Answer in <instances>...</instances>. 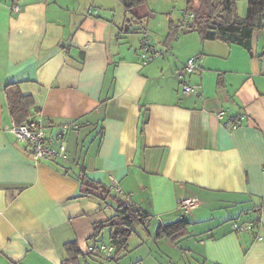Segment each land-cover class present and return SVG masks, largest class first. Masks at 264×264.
Here are the masks:
<instances>
[{
  "label": "crops",
  "instance_id": "0c3cea01",
  "mask_svg": "<svg viewBox=\"0 0 264 264\" xmlns=\"http://www.w3.org/2000/svg\"><path fill=\"white\" fill-rule=\"evenodd\" d=\"M123 25L117 0H0V264H62L71 241L79 264H264V28L251 53L192 30L165 46V17L149 38L164 52L142 64L140 41L133 52L122 45ZM194 54L201 64L183 81L200 91L181 93L177 73ZM8 83L32 97V118L75 124L66 161H33L14 139ZM81 161L87 177L152 215L117 261L89 244L114 209L77 196ZM192 195L199 204L179 210ZM183 213L186 236L155 238ZM257 219L252 231L231 230Z\"/></svg>",
  "mask_w": 264,
  "mask_h": 264
},
{
  "label": "trees",
  "instance_id": "16d2710c",
  "mask_svg": "<svg viewBox=\"0 0 264 264\" xmlns=\"http://www.w3.org/2000/svg\"><path fill=\"white\" fill-rule=\"evenodd\" d=\"M117 1L124 9V24L126 23L128 26L131 23L142 24V22L148 20L153 12L149 9L147 0ZM238 1L186 0L185 10L181 19L173 20L170 18L168 20V30L163 44L169 46L180 32L192 30L198 34L202 41L218 40L226 44H237L251 53L253 32L264 28V0H246L247 8L244 16L238 15ZM145 35L149 39L148 35ZM150 42L155 47L156 44L154 45L151 40ZM155 50H159V54L156 56L164 52V49L156 47ZM193 71L188 72L183 67L177 73V76L182 80L181 89L183 85H190L184 83L183 78L186 73H192ZM219 83L221 81H218ZM3 93L6 98L7 111L12 120L20 124L33 117V99L20 93L18 83L6 84L3 87ZM230 121L232 124H238L237 118L232 117ZM145 122L146 120L141 116L139 135L142 134V126ZM63 171L66 173L65 169ZM74 173V177L78 182V197L94 196L102 202L111 205L114 209L112 216L103 221L93 223L92 238L98 240L103 229L108 228V242L114 247L113 257L110 260L117 261L129 251V240L136 234V228L141 227L142 230H147L152 215L119 198L112 193L106 183L87 177L85 165L82 161ZM257 222L258 219L254 221L255 224ZM189 225L190 222L183 213L175 221L160 224L155 231V238H167L171 242L176 243L188 234ZM64 249L66 258L62 261V264H79L80 250L77 243L75 241L68 242L64 245Z\"/></svg>",
  "mask_w": 264,
  "mask_h": 264
},
{
  "label": "built area",
  "instance_id": "2783aa9c",
  "mask_svg": "<svg viewBox=\"0 0 264 264\" xmlns=\"http://www.w3.org/2000/svg\"><path fill=\"white\" fill-rule=\"evenodd\" d=\"M12 9L18 11V6L13 5ZM140 48V58L143 64L147 63L153 56L159 54V50H155V47L146 35L140 41ZM201 61L202 57L194 54L186 60L184 69L188 72L196 70L199 68ZM182 91L185 93H198L200 86L183 85ZM218 117H223L222 112L218 113ZM233 127H236V124H232ZM73 129H75L73 122H64L55 126L50 123H44L40 119L30 118L28 121L20 124H17L11 119L9 131L12 133L14 139L24 146L27 155L33 161L56 160L63 162L67 160L65 136ZM198 204L199 199L194 195L177 200V208L183 212H187ZM254 226V222H231V230L235 233L252 231ZM95 250L97 252H103L106 259L113 257L114 247L109 242L107 244L100 243L96 245Z\"/></svg>",
  "mask_w": 264,
  "mask_h": 264
},
{
  "label": "rangeland",
  "instance_id": "374dc122",
  "mask_svg": "<svg viewBox=\"0 0 264 264\" xmlns=\"http://www.w3.org/2000/svg\"><path fill=\"white\" fill-rule=\"evenodd\" d=\"M147 3H148L149 7L155 9V12H152L151 16L147 20L146 25L141 26L142 24H139V23H131L129 25L128 30H126L128 24L125 23L123 25V30H122L123 34L122 35L126 39L122 41V45H124L126 47L131 46V48H132L131 52L134 51V48H136L138 42L141 41L142 37H144V35L146 34L145 33L146 31L145 32L142 31L143 28L151 30V31H148L150 36H151L149 38H151V40L153 41V39L154 40L156 39L155 36L160 31V28L158 26V20L165 19V17H167V20H169L168 19L169 16L173 20H177V19L181 18L182 13L185 10L186 0H147ZM246 8H247L246 0H239L237 2L238 15L244 16L245 12H246ZM123 11H124V9H123ZM153 43H154V45L156 44V42H153ZM150 60H148V62ZM179 91L181 93H184L181 88H179ZM69 134L72 135L74 133L71 131V133L69 132ZM67 136H65V139ZM69 144H70V142H69ZM141 237L144 239V237L147 238L148 236H147V234H145L143 232ZM88 241H90L89 244H93L95 242H97L98 244H100V243L107 244L108 243V241H107V228L103 229L101 236L98 240L91 239Z\"/></svg>",
  "mask_w": 264,
  "mask_h": 264
},
{
  "label": "bare ground",
  "instance_id": "6f19581e",
  "mask_svg": "<svg viewBox=\"0 0 264 264\" xmlns=\"http://www.w3.org/2000/svg\"><path fill=\"white\" fill-rule=\"evenodd\" d=\"M108 260H110V259H108Z\"/></svg>",
  "mask_w": 264,
  "mask_h": 264
},
{
  "label": "water",
  "instance_id": "95a60500",
  "mask_svg": "<svg viewBox=\"0 0 264 264\" xmlns=\"http://www.w3.org/2000/svg\"><path fill=\"white\" fill-rule=\"evenodd\" d=\"M128 27V26H127ZM127 29V28H126Z\"/></svg>",
  "mask_w": 264,
  "mask_h": 264
}]
</instances>
